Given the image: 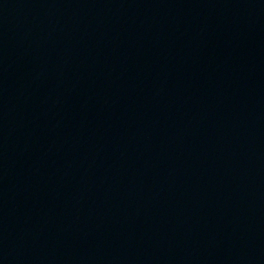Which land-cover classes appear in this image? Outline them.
Here are the masks:
<instances>
[{"label":"water","instance_id":"obj_1","mask_svg":"<svg viewBox=\"0 0 264 264\" xmlns=\"http://www.w3.org/2000/svg\"><path fill=\"white\" fill-rule=\"evenodd\" d=\"M0 264H264V0H0Z\"/></svg>","mask_w":264,"mask_h":264}]
</instances>
